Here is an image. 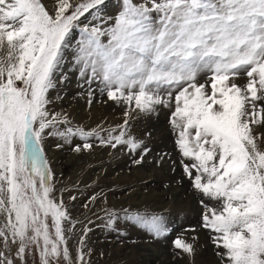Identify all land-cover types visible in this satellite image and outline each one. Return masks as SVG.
Instances as JSON below:
<instances>
[{
	"label": "snow or ice",
	"instance_id": "1",
	"mask_svg": "<svg viewBox=\"0 0 264 264\" xmlns=\"http://www.w3.org/2000/svg\"><path fill=\"white\" fill-rule=\"evenodd\" d=\"M104 5L55 0L50 11L43 0H0V50L6 52L0 57V242L17 244L21 261L35 246L42 264L61 257L72 264L63 227L70 213L53 197L46 130L65 140L97 136L113 147L141 146L125 139V131L107 138L79 127L60 131L56 126L67 118L48 108L74 29L85 14L100 16ZM81 35V77L99 79L110 100L128 105L126 116L154 112L174 99L171 123L191 161L184 171L195 190L220 205L203 216L224 250L217 254L224 264H264V133L255 132L264 127V0H123L111 26H83ZM202 73L209 79L198 83ZM242 74L248 79L240 85ZM82 148L92 144L75 151ZM134 219L157 236L168 231L161 216ZM174 243L195 252L184 240ZM85 255L81 241L79 264H87ZM0 264L15 261L0 252Z\"/></svg>",
	"mask_w": 264,
	"mask_h": 264
},
{
	"label": "rangeland",
	"instance_id": "2",
	"mask_svg": "<svg viewBox=\"0 0 264 264\" xmlns=\"http://www.w3.org/2000/svg\"><path fill=\"white\" fill-rule=\"evenodd\" d=\"M48 1L52 11L55 0ZM70 2L75 6L81 0ZM122 5L123 0H105L100 16L81 17V26L74 29L71 46L65 49L64 61L55 74L56 87L49 91L50 113L68 120L67 124H58V130L79 127L106 138L125 131V139H134L141 145L135 150L126 143L113 147L97 136L88 141L79 136L65 140L50 134L53 129L46 130L42 143L53 172V197L62 200L70 213V221H65L63 227L72 264H79L81 241L87 264H161L166 259L168 264H224L217 254L224 250L216 247V234L204 227L203 220L209 208L219 210L220 205L195 190L184 171V164L191 161L183 157L177 144L178 130L171 123L174 99L168 106H156L154 112L133 110L126 116V103L110 100L99 79L80 75L76 51L82 27L111 26ZM102 40L107 42V37ZM5 55L0 50V57ZM209 76L202 73L197 82L205 83ZM247 79L242 74L237 83L243 85ZM255 132L264 133V127L255 128ZM85 142L92 148L76 152V146L82 147ZM141 157L142 162L136 163ZM137 214L161 216L168 231L157 236L134 219ZM4 219L0 214V224ZM48 222L52 230L51 218ZM177 239L192 244L194 254L176 248ZM0 252L15 264H42L35 246H29L23 261L17 256V244L6 248L0 242ZM146 254H155L156 260L145 262L142 256ZM58 264L67 262L61 257Z\"/></svg>",
	"mask_w": 264,
	"mask_h": 264
},
{
	"label": "bare ground",
	"instance_id": "3",
	"mask_svg": "<svg viewBox=\"0 0 264 264\" xmlns=\"http://www.w3.org/2000/svg\"><path fill=\"white\" fill-rule=\"evenodd\" d=\"M45 3H46V5L48 6V8L49 9H51L52 7H51V4L49 3L50 1H48V0H43ZM66 100V99H65ZM69 101V100H68ZM102 107H104V108H106V109H108L109 107L108 106H106V105H104V106H102ZM163 194H167V193H163ZM151 195V194H150ZM156 196V195H155ZM159 198V197H158ZM142 259H144V261L145 262H151V261H153V260H156V255L154 254L153 256H151V255H144V256H142ZM162 260V259H161ZM161 264H168V261H167V259L166 260H164L163 262H161Z\"/></svg>",
	"mask_w": 264,
	"mask_h": 264
}]
</instances>
